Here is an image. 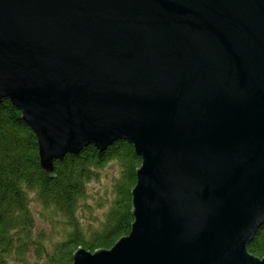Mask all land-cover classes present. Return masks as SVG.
I'll return each instance as SVG.
<instances>
[{
    "label": "water",
    "instance_id": "95a60500",
    "mask_svg": "<svg viewBox=\"0 0 264 264\" xmlns=\"http://www.w3.org/2000/svg\"><path fill=\"white\" fill-rule=\"evenodd\" d=\"M40 166L87 144L141 158L133 220L70 264H264V0H0V101Z\"/></svg>",
    "mask_w": 264,
    "mask_h": 264
},
{
    "label": "trees",
    "instance_id": "16d2710c",
    "mask_svg": "<svg viewBox=\"0 0 264 264\" xmlns=\"http://www.w3.org/2000/svg\"><path fill=\"white\" fill-rule=\"evenodd\" d=\"M118 165L97 223L84 224L82 211H91L98 197L88 201L86 183L107 162ZM141 158L133 145L118 139L100 150L87 144L78 153L54 161V176L40 166L32 129L8 98L0 101V264H70L78 246L94 250L110 247L130 230L131 188ZM38 203L33 208L32 202ZM36 216L51 223L38 227ZM57 230V231H56ZM58 237L54 238V233ZM248 248L264 256V224ZM33 256V259H31Z\"/></svg>",
    "mask_w": 264,
    "mask_h": 264
},
{
    "label": "rangeland",
    "instance_id": "374dc122",
    "mask_svg": "<svg viewBox=\"0 0 264 264\" xmlns=\"http://www.w3.org/2000/svg\"><path fill=\"white\" fill-rule=\"evenodd\" d=\"M118 174V165L114 161L107 162L104 164L101 168L98 169V176L90 179L86 183V188L87 192L89 194V197L87 198L88 201H93L95 198L101 197L102 198V203H97L93 204V208L91 211H82L80 213V218L84 224L87 223H97L103 212L104 208L106 207L107 199L110 196L109 192H106L109 190L111 184H112V179L114 176ZM32 205L34 206L33 208H37L39 205L35 201L32 202ZM36 221L38 227H41L43 229H46L50 231L51 223L49 221H46L45 219L39 218L36 216ZM57 231V230H56ZM54 238L58 237L57 232H53ZM31 259H33V256H31Z\"/></svg>",
    "mask_w": 264,
    "mask_h": 264
}]
</instances>
